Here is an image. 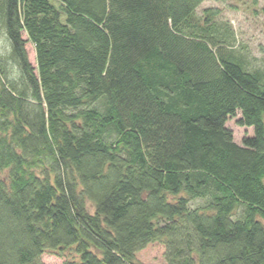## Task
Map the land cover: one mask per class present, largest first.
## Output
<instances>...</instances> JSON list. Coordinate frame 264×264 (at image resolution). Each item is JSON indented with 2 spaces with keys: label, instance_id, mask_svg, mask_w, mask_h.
I'll list each match as a JSON object with an SVG mask.
<instances>
[{
  "label": "trees",
  "instance_id": "1",
  "mask_svg": "<svg viewBox=\"0 0 264 264\" xmlns=\"http://www.w3.org/2000/svg\"><path fill=\"white\" fill-rule=\"evenodd\" d=\"M205 1L0 0V264H264V65Z\"/></svg>",
  "mask_w": 264,
  "mask_h": 264
},
{
  "label": "rangeland",
  "instance_id": "2",
  "mask_svg": "<svg viewBox=\"0 0 264 264\" xmlns=\"http://www.w3.org/2000/svg\"><path fill=\"white\" fill-rule=\"evenodd\" d=\"M264 0H206L196 10V19L202 17L207 8L220 10L216 22L229 27L235 37V51L242 54L253 66L264 65ZM23 37L27 39L26 33ZM26 49L29 61L36 66V55L34 45L27 41ZM8 50V44L4 36L0 38L1 53ZM241 114L229 118L226 125L232 129L234 139L242 143L244 136L253 135L252 127H242L237 124ZM204 200L192 201L191 206L196 207L204 204ZM92 210V209H91ZM93 211V210H92ZM240 211V210H239ZM166 248L161 242H154L140 251L136 256L142 264H165ZM78 259L73 251L67 250L65 255L58 256L53 253H45L41 256V264H63L66 260Z\"/></svg>",
  "mask_w": 264,
  "mask_h": 264
}]
</instances>
